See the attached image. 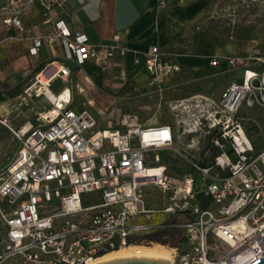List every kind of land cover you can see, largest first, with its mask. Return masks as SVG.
Listing matches in <instances>:
<instances>
[{"label":"built area","instance_id":"built-area-1","mask_svg":"<svg viewBox=\"0 0 264 264\" xmlns=\"http://www.w3.org/2000/svg\"><path fill=\"white\" fill-rule=\"evenodd\" d=\"M158 1L164 6L167 0ZM42 7L50 22L53 3ZM11 22L25 31L18 17ZM56 41L63 58L81 69H104L116 56L132 54L134 67L160 93L182 70L157 45L144 52L122 46L118 38L113 45H94L64 21L47 37L50 44ZM42 45L34 39L30 55L37 56ZM212 62H225L242 77L227 88L218 109L208 106L207 124L199 102L190 105L194 123L185 131L202 134L204 143L193 139L185 145L172 125L145 128L131 118L122 129L96 130L98 122L86 109L75 113L71 89L57 94L66 98L56 114L41 113L35 125L14 130L18 153L0 179V264H91L103 253L150 244L149 236L157 233L180 237L170 264L264 259V150L257 151L239 115L244 105L264 109V35L249 56H217ZM56 64L36 74V84L45 87L43 73L51 76L50 89L70 78L71 70ZM43 88L37 94L46 96ZM165 152L177 154L187 168L173 174L161 158ZM153 188L166 197L164 207L146 195Z\"/></svg>","mask_w":264,"mask_h":264},{"label":"crops","instance_id":"crops-1","mask_svg":"<svg viewBox=\"0 0 264 264\" xmlns=\"http://www.w3.org/2000/svg\"><path fill=\"white\" fill-rule=\"evenodd\" d=\"M223 1L167 0L161 6L158 0H71L72 14L57 13L54 10L51 21L48 22L44 17L42 4L36 0L34 8L30 10V18L28 12L21 18L13 14V18L18 17L23 21L25 29L23 34L18 29L9 33L13 52L19 54L18 43L22 37L28 43L25 42L27 48L24 56L12 59L11 64L5 67L9 52L5 47H9V44L6 46L1 41L0 80L9 77L17 81L23 80L32 74H38L52 62L68 67L71 72L73 68H77L78 75L84 74V70L88 72L89 64L81 69L75 63L62 61L64 50L60 41L51 44L47 42V37L54 34L55 23L64 21L72 32L86 34L94 45H113L118 38L122 46L139 52H144L151 46H159L165 60L179 63L182 67L181 72L163 83L162 99L178 102L179 106L199 102L201 109H204L211 103L219 102L231 83L242 77L241 71L231 70L225 62L213 64V58L246 57L259 43L247 28H235L230 38L210 28ZM34 39H41L43 42L37 56L30 55ZM112 61L125 65L128 76L131 72L138 73L150 83L144 71L134 67L132 54L125 58L116 56ZM84 80L90 81V78L84 76ZM136 85L137 82L133 79L132 86Z\"/></svg>","mask_w":264,"mask_h":264},{"label":"rangeland","instance_id":"rangeland-1","mask_svg":"<svg viewBox=\"0 0 264 264\" xmlns=\"http://www.w3.org/2000/svg\"><path fill=\"white\" fill-rule=\"evenodd\" d=\"M35 1L0 0V43L2 41L5 45L9 44V47H5L9 51L4 63L5 67L11 64L12 59L24 56L28 43L22 37L18 43L19 54L13 52L9 33L17 27L12 22H8L13 19V14L21 18L28 12L30 18L32 15L30 10L34 8ZM38 1L41 4L46 1L52 2L53 11L57 13L64 12L70 15L73 12L71 0ZM28 23L31 22L28 21ZM210 26L212 30L221 32L227 38H230L235 28H247L252 31L255 39L261 41L264 35V0H224ZM62 61L73 63L65 59ZM87 67L88 72L84 70V74L79 75L78 69L73 68L70 78L66 81H56L51 89L55 94H59L64 89H71L74 95L72 105L75 107L76 112H74L79 114L86 109L98 122L96 130L106 129L109 126L122 129V122L131 118L139 124H144L145 128L157 126L159 123L170 124L175 127L178 136L181 137L180 140L185 145L190 144L193 139L204 143L202 134L194 135L185 131L194 123L190 119V114L193 112L190 103L179 106L178 102L163 100L162 93L155 91L156 86L148 84L143 75L131 72L128 76L126 66L112 60L104 69L90 64ZM35 75L32 74L19 81L13 77L0 80V106L7 105V111L0 114V179L18 153L19 144L14 130L29 124L35 125L38 115L46 113L52 107L44 94H37L38 89L44 86L36 84ZM84 76H88L90 81L84 80ZM133 79L137 82L136 86H132ZM79 88L84 89L83 94H79ZM217 103H212L216 109H218ZM85 104H87L86 107ZM209 109L210 107H204L200 115L205 124L208 123L206 118H208ZM239 115L246 120L245 129L256 143L258 150L264 149V109L259 107L250 109L244 105ZM161 158L170 165L173 174H179L187 168V165L175 153H161ZM146 195L154 196L159 204L158 207L166 205V197L157 188H153L152 193L146 191ZM159 236H161V243L133 245H161L171 250L180 240L178 234L166 237L164 233H159ZM182 245L188 246L186 242Z\"/></svg>","mask_w":264,"mask_h":264},{"label":"bare ground","instance_id":"bare-ground-1","mask_svg":"<svg viewBox=\"0 0 264 264\" xmlns=\"http://www.w3.org/2000/svg\"><path fill=\"white\" fill-rule=\"evenodd\" d=\"M56 66L61 69L62 65L56 64ZM56 75L55 71L51 74ZM51 76H48L43 73L40 76V81L44 83L45 87L43 88L44 91H46V98L51 103V109L50 111L54 114L58 112V108H62L64 106L63 100L66 98V95L64 97L60 98L59 95L55 94L51 91L49 88V81L48 78ZM67 78H65L66 80ZM68 94V92L66 93ZM7 106V105H6ZM6 106L2 105L0 106V114L7 111ZM46 113H42V115H45ZM26 126L25 128H27ZM146 256H159L167 258L171 261V250L167 247L161 246V245H127L122 248H119L118 250L111 251L104 256L100 257L98 260H96L94 263L91 264H114L118 263L120 261L134 259V258H140V257H146Z\"/></svg>","mask_w":264,"mask_h":264},{"label":"water","instance_id":"water-1","mask_svg":"<svg viewBox=\"0 0 264 264\" xmlns=\"http://www.w3.org/2000/svg\"><path fill=\"white\" fill-rule=\"evenodd\" d=\"M114 264H170V260L159 256H146V257L124 260ZM253 264H264V259H260Z\"/></svg>","mask_w":264,"mask_h":264},{"label":"trees","instance_id":"trees-1","mask_svg":"<svg viewBox=\"0 0 264 264\" xmlns=\"http://www.w3.org/2000/svg\"><path fill=\"white\" fill-rule=\"evenodd\" d=\"M247 133H248V132H247ZM248 135H249V134H248ZM249 137H250V135H249ZM250 138H251V137H250ZM251 140H252L253 144L255 145V148L257 149L258 152H261V151L264 150V149H262V150H258V147H257L256 143L253 141L252 138H251ZM148 239H149V241H151V242H157V243H161V242H162V240H161V236H159V233H157V234H153V235L149 236ZM135 244H140V242H137V243H135ZM116 250H118V249H116ZM113 251H114V250H113ZM110 252H111V251H110ZM107 253H109V252H106V253L101 254L100 257L104 256V255L107 254Z\"/></svg>","mask_w":264,"mask_h":264}]
</instances>
